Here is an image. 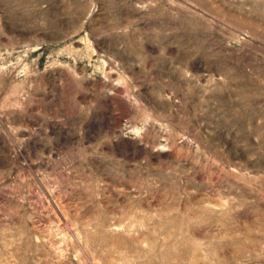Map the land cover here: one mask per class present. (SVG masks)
<instances>
[{
	"label": "rangeland",
	"instance_id": "374dc122",
	"mask_svg": "<svg viewBox=\"0 0 264 264\" xmlns=\"http://www.w3.org/2000/svg\"><path fill=\"white\" fill-rule=\"evenodd\" d=\"M0 264H264V0H0Z\"/></svg>",
	"mask_w": 264,
	"mask_h": 264
}]
</instances>
